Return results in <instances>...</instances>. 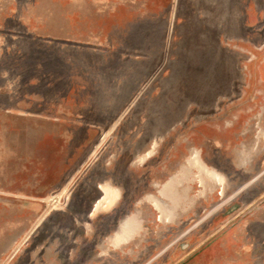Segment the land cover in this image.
I'll return each instance as SVG.
<instances>
[{"label":"rangeland","instance_id":"rangeland-1","mask_svg":"<svg viewBox=\"0 0 264 264\" xmlns=\"http://www.w3.org/2000/svg\"><path fill=\"white\" fill-rule=\"evenodd\" d=\"M0 264H264V0H0Z\"/></svg>","mask_w":264,"mask_h":264},{"label":"bare ground","instance_id":"bare-ground-1","mask_svg":"<svg viewBox=\"0 0 264 264\" xmlns=\"http://www.w3.org/2000/svg\"><path fill=\"white\" fill-rule=\"evenodd\" d=\"M192 163L197 169L196 174H198L199 177V188H201L202 190L206 189V186L204 184L206 180H212L213 182L215 180L218 181V176H216V173L212 169L210 170L208 167H204L200 162H196V160H193ZM188 173L189 172L185 168H183L179 173H176L172 177L168 178L166 183L162 186V189L160 190L162 193L161 195L163 198L166 197L169 202V204H167L166 206L162 205L158 200H156L155 198H151L150 196L149 200L147 199V197L145 198L146 201L151 202V206L154 211H156L160 215V221L166 218L170 220H177L180 215L187 213L186 202L191 196L193 192L192 190H194V188L191 189V192L187 190L186 183L187 180L191 177L188 176ZM101 190H103V192L105 193V209H109L117 200L119 193L110 190L106 185L103 187L101 186Z\"/></svg>","mask_w":264,"mask_h":264}]
</instances>
